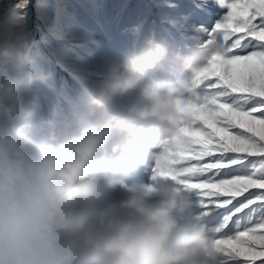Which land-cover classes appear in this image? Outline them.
I'll use <instances>...</instances> for the list:
<instances>
[{
	"label": "clouds",
	"instance_id": "9594fccd",
	"mask_svg": "<svg viewBox=\"0 0 264 264\" xmlns=\"http://www.w3.org/2000/svg\"><path fill=\"white\" fill-rule=\"evenodd\" d=\"M25 4L0 5V264H218L210 226L170 178L164 152L214 49L182 57L149 36L84 90L75 134L37 140L34 88L51 74L27 71ZM177 61L197 65L191 81L177 79ZM156 71L168 78L149 80ZM115 100L127 102L109 111ZM149 166L148 182L131 179Z\"/></svg>",
	"mask_w": 264,
	"mask_h": 264
},
{
	"label": "snow or ice",
	"instance_id": "6c2138e0",
	"mask_svg": "<svg viewBox=\"0 0 264 264\" xmlns=\"http://www.w3.org/2000/svg\"><path fill=\"white\" fill-rule=\"evenodd\" d=\"M203 95L164 152L207 223L218 264H264V0H222Z\"/></svg>",
	"mask_w": 264,
	"mask_h": 264
},
{
	"label": "rangeland",
	"instance_id": "374dc122",
	"mask_svg": "<svg viewBox=\"0 0 264 264\" xmlns=\"http://www.w3.org/2000/svg\"><path fill=\"white\" fill-rule=\"evenodd\" d=\"M3 3L0 0V5ZM21 11L34 60L27 71L51 74L43 85L34 88L42 105L33 117L31 130L38 140L49 133L58 139L75 134L84 90L138 52L149 36L166 42L171 52L187 57L200 45L208 44L214 26L228 9L217 0H26ZM137 27L138 32L133 33ZM176 66L177 79L191 81L190 69L197 65L177 61ZM147 78L168 77L156 71ZM202 95L203 85L197 83L191 98L194 101ZM126 102L113 101L109 111H119ZM100 115L97 111L92 119L98 120ZM116 139L120 137L114 135L113 142ZM149 174L150 166L141 167L131 179L148 182ZM117 197L113 195V199Z\"/></svg>",
	"mask_w": 264,
	"mask_h": 264
}]
</instances>
